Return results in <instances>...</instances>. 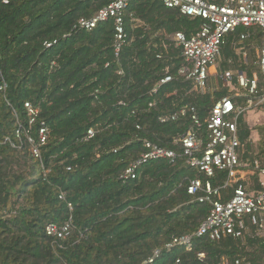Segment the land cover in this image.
Instances as JSON below:
<instances>
[{"label": "trees", "instance_id": "trees-1", "mask_svg": "<svg viewBox=\"0 0 264 264\" xmlns=\"http://www.w3.org/2000/svg\"><path fill=\"white\" fill-rule=\"evenodd\" d=\"M113 1L0 0V264H220L225 257L263 264L264 238L253 226L244 239H198L191 251L166 249L173 239L195 233L209 215L210 206L200 201L204 193H188L191 181L209 180L224 200L233 196L227 172L207 179L186 165L176 143L196 116L206 148L210 112L231 93L223 86L196 92L178 74L184 59L173 38L179 32L191 37L203 21L166 9L162 0H133L119 60L113 21L92 31L77 27ZM254 30L260 39L262 32ZM241 32L225 39L227 58ZM167 69L173 81L154 93ZM247 74L261 79L256 67ZM27 102L40 110L31 130ZM172 114L176 121L160 122ZM42 121L49 138L40 148L41 162L30 139L38 142ZM238 122L251 159V131L242 116ZM91 129L95 135L86 140ZM145 141L178 156L149 161L136 180L123 182L121 175L146 152ZM42 164L50 170L46 179ZM71 217L74 229L66 240L46 234L49 223L62 225Z\"/></svg>", "mask_w": 264, "mask_h": 264}, {"label": "built area", "instance_id": "built-area-1", "mask_svg": "<svg viewBox=\"0 0 264 264\" xmlns=\"http://www.w3.org/2000/svg\"><path fill=\"white\" fill-rule=\"evenodd\" d=\"M132 2L133 0H114L93 18L81 19L77 27L80 30L92 31L103 22L113 21L114 52L116 59L119 60L127 38L125 18ZM162 3L168 10L176 11L192 20L203 21V25L191 37L179 32L173 38L176 49L181 51L184 59L178 74L186 81L192 82L194 91L199 93L208 91L211 70L221 59L227 37L242 28L259 29L262 32L263 41L259 55V74L262 82L256 75L249 78L232 72L222 74L224 87L230 89L233 94L217 101L213 106L206 122L209 134L206 148L203 147V140L198 133L201 123L196 116L193 117L194 127L176 141L182 149V157L185 158L186 165L198 170L207 179L214 178L217 172H227L229 180L226 187H232L233 196L224 200L221 189L214 188L209 180L205 183L200 179L191 181L188 193L192 196L200 192L204 193L200 201L210 206L209 215L195 233L173 239L166 249L183 247L191 251L194 242L198 239H208L211 242H220L227 238L244 239L251 232V226L256 227L258 232L264 230V168L257 161L251 163L243 160L242 156L247 151L245 144L239 138L238 122L240 115L244 113V104L239 103L240 99L246 100L248 107L260 108L264 112V0H162ZM249 38L248 34L241 35L242 42ZM172 81L173 76L167 69L165 77L153 92L156 93L162 86ZM186 108L182 109V114H185ZM25 110L31 130L39 121L40 110L30 102L25 103ZM177 117V114L164 115L160 118V122L163 124L174 122ZM20 135L21 130H18L19 138ZM94 135V130H89L86 140L92 139ZM48 138L49 128L46 122L42 121L38 142L30 139L33 157L41 162L40 148L47 143ZM144 147L146 152L121 175L123 182L136 180L139 169L149 161L175 160L178 156L177 152L149 141L144 142ZM41 167L46 179L50 170H46L43 164ZM253 176L259 178L262 189L249 188L250 178ZM60 199H66L64 192L60 194ZM68 207L70 211L73 210L71 204H68ZM73 229L71 217L62 225L49 223L46 226V234L56 241L66 240ZM159 254L160 251L155 252L148 263H153ZM200 256L204 258L203 254ZM175 264L181 263L178 260ZM220 264L253 263L245 259L231 260L225 257Z\"/></svg>", "mask_w": 264, "mask_h": 264}, {"label": "crops", "instance_id": "crops-1", "mask_svg": "<svg viewBox=\"0 0 264 264\" xmlns=\"http://www.w3.org/2000/svg\"><path fill=\"white\" fill-rule=\"evenodd\" d=\"M241 30H243L244 32L239 33L233 41V49H232V54H231L232 56L227 58L225 53H223V51H222V56H221V59L219 60L218 65L211 70V75L209 78L211 80H210V84H209L207 92L213 93L215 91H219L221 86L224 87V83L221 80V75L226 73V72H232L233 74L246 75L247 77H248L247 73H248L249 69L251 70V68L255 69V67H256V69L259 72V55H260V50L262 47L263 35L260 37V39H258V38H256L257 35L255 33H257V34H260V33L257 32L256 30L244 29V28H242ZM243 34L250 35V38L248 40L242 42L241 41V35H243ZM224 62L228 63V66H226V69H224V67H222ZM213 78L216 79V82H213ZM228 90L232 95L233 92H231L230 89H228ZM240 101H242V102H240ZM240 101H239L240 104H242V103L244 105L247 104L246 100L240 99ZM243 115H244V113L242 115H240V117ZM238 121H239V119H238ZM246 151H247V148H246ZM244 161L254 163L257 160L251 161V159H247ZM250 180H251V182L253 181L255 183V180L253 178ZM258 184H259V178H258ZM255 185H256V183H255Z\"/></svg>", "mask_w": 264, "mask_h": 264}, {"label": "rangeland", "instance_id": "rangeland-1", "mask_svg": "<svg viewBox=\"0 0 264 264\" xmlns=\"http://www.w3.org/2000/svg\"><path fill=\"white\" fill-rule=\"evenodd\" d=\"M210 80L208 81V87L210 84ZM213 82H216V79L213 78ZM244 109V115L242 118L244 119L245 125L247 128L251 131V136L248 139L247 143H250L252 147V155L251 159L257 160L262 167L264 157L262 160L258 159L257 157L259 154L264 152V112L260 108H250L247 105L243 106ZM245 157L249 158V153L245 155ZM249 188L253 189L255 186V183L252 181L249 183ZM248 235H252V233H248ZM256 236L264 238V230L258 232L256 231Z\"/></svg>", "mask_w": 264, "mask_h": 264}]
</instances>
